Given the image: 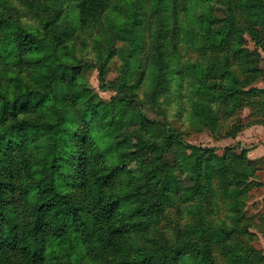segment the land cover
<instances>
[{"label":"rangeland","instance_id":"rangeland-1","mask_svg":"<svg viewBox=\"0 0 264 264\" xmlns=\"http://www.w3.org/2000/svg\"><path fill=\"white\" fill-rule=\"evenodd\" d=\"M97 14L0 0V264H264V0H104ZM96 191L118 204L112 225ZM52 203L66 218L36 225L44 256L27 261L10 225L22 234Z\"/></svg>","mask_w":264,"mask_h":264},{"label":"trees","instance_id":"trees-1","mask_svg":"<svg viewBox=\"0 0 264 264\" xmlns=\"http://www.w3.org/2000/svg\"><path fill=\"white\" fill-rule=\"evenodd\" d=\"M103 1L104 0H82V15L84 17H87V15H93L94 17H97L98 16L97 12L101 8ZM87 19L89 20V18ZM18 30L20 33H22V39H23L24 45L27 46V48H29L30 50H35L36 48L40 46L41 39H39L37 36L25 32L21 27H19ZM234 92L241 94V92L243 91L240 90L239 88H236ZM77 154H80V152H78ZM3 176H4V173L3 171H1L0 173V193L3 192V190L6 188L1 178ZM94 178H96L95 175H94ZM98 183H99V180L92 181V184L96 188H98L99 186ZM88 196L89 197L91 196L90 192H88ZM53 198L57 200L60 198V196L54 192ZM107 198L108 196L98 191H96V194L92 197L95 203L96 201L98 202L96 204L98 206L99 214H102L103 212L105 217L109 218L108 224L112 225L113 216H111L109 213L115 210V207L118 204L115 201H111L109 202V204H107V201H106ZM52 204H54V206L49 205L47 208L44 207L40 209L38 213L36 214V218L34 222L29 223L25 227V230L22 232V234L17 236V233L12 230V227L17 225V223H15L14 225H10L11 227L10 232L12 233L13 237H9L8 240L13 241L16 244L18 243L21 244L25 259L27 261H32V260L34 261L39 256L40 257L44 256L43 247L45 246L43 247L39 246L38 245L39 241L36 239V237L39 236V231H37L36 225L43 224L44 220L47 217H50L51 214H54V216L59 217V219L66 218L63 214L64 205L61 204V206L58 207L55 203H52ZM60 226H61L60 223L59 224H57L56 222L50 223L48 227L49 233L47 235H44L43 237L44 239L43 245L44 243L49 244L51 241L53 242L54 238H57V239L60 238V235L58 233V231L60 230ZM125 239H126L125 236L119 230L116 231L113 227H110L108 241H107L105 250L110 254L111 257L118 258L120 255H122L125 252V243H124ZM8 255L9 253L7 252V250L4 249V245L1 244L0 245V257L2 258L6 257V259H4V263H7ZM49 259H48V264H51V261ZM56 259H58V257H56Z\"/></svg>","mask_w":264,"mask_h":264}]
</instances>
